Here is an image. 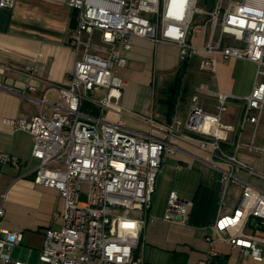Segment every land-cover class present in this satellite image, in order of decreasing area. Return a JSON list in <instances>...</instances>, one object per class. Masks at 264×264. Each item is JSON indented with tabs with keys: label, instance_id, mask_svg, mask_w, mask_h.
I'll return each mask as SVG.
<instances>
[{
	"label": "built area",
	"instance_id": "built-area-1",
	"mask_svg": "<svg viewBox=\"0 0 264 264\" xmlns=\"http://www.w3.org/2000/svg\"><path fill=\"white\" fill-rule=\"evenodd\" d=\"M13 2L0 0V7L10 8ZM69 6L75 11L69 32L74 68L67 85L51 88L62 107L50 115L39 110L29 117L1 120L32 136L31 154L39 161L33 181L60 192L63 209L54 218L60 217L61 225L44 229L34 263L14 256L23 232L0 229V264H143L135 250L146 219L136 211H147L162 162L175 152V135L193 138L218 168L219 206L229 183L241 188L234 210L219 213L206 227V250L196 264H211L218 242L263 262L264 188L238 173L264 181V167L255 168L238 155L243 152L264 162V0H69ZM132 36L177 45L180 63L197 56L198 70L212 79L219 59L255 64L252 88L240 98L231 152L224 150L219 130L226 128L221 118L233 96L205 82L194 89L184 120L162 124L165 137L128 130L120 118L110 121L81 111L85 99L101 112L117 107L125 82L116 72L126 63L122 53L132 47ZM0 89L23 94L2 83ZM101 90L99 98H88ZM209 98L214 112L203 107ZM0 163L18 165L5 152L0 153ZM192 204L171 189L162 219L184 225Z\"/></svg>",
	"mask_w": 264,
	"mask_h": 264
},
{
	"label": "crops",
	"instance_id": "crops-1",
	"mask_svg": "<svg viewBox=\"0 0 264 264\" xmlns=\"http://www.w3.org/2000/svg\"><path fill=\"white\" fill-rule=\"evenodd\" d=\"M74 23L75 11L69 6V0H14L10 8L0 7V83L23 93L0 89V153H8L18 162L17 166L0 163V195L3 196L0 229L22 231L24 236L20 245L34 247L37 255L44 229L55 228L56 220L61 219L54 218V213L62 211L63 199L57 189L33 181L39 161L31 154L32 136L24 130H13L1 120L4 117H29L39 110L50 115L54 109L62 107L56 91L51 88L67 85L73 71L75 55L69 32ZM131 42L132 47L122 53L126 63L116 72L125 82L117 107L101 112L95 103L85 99L81 111L110 121L120 118L128 130L165 137L161 128L167 122L164 99L181 64L179 49L172 43L138 36H132ZM197 64V56L187 61L172 118L185 119L191 95L200 82L227 91L233 96L230 102L235 111L222 114L221 121L226 128L219 132L224 150L231 152L242 105L240 98L252 88L255 64L245 59H219L214 79L200 72ZM193 65L198 72L195 77ZM102 93L103 90L91 92L88 98L97 99ZM40 99L44 102H39ZM204 100V109L214 112V100ZM171 142L175 152L166 155L162 162L147 211H136L146 219L135 250L143 264H196L206 250V227L219 213H231L241 195V188L229 183L224 204L219 206V170L209 154L201 151L193 138L175 135ZM238 156L255 168L264 167V162L252 155L240 152ZM238 175L262 187V180L244 171ZM171 189L180 197L193 201L184 225L162 219ZM234 191H237L235 198L231 196ZM19 246L15 248L14 256L34 263L37 255L35 261L22 259ZM216 249L218 255L211 264H264L228 243L218 242Z\"/></svg>",
	"mask_w": 264,
	"mask_h": 264
},
{
	"label": "trees",
	"instance_id": "trees-1",
	"mask_svg": "<svg viewBox=\"0 0 264 264\" xmlns=\"http://www.w3.org/2000/svg\"><path fill=\"white\" fill-rule=\"evenodd\" d=\"M187 62L181 63L180 67L175 75L174 80L168 86L167 95L164 99V103L167 106L166 118L167 122L171 121L174 114V106L177 100L178 93L181 89L182 76L186 70Z\"/></svg>",
	"mask_w": 264,
	"mask_h": 264
},
{
	"label": "rangeland",
	"instance_id": "rangeland-1",
	"mask_svg": "<svg viewBox=\"0 0 264 264\" xmlns=\"http://www.w3.org/2000/svg\"><path fill=\"white\" fill-rule=\"evenodd\" d=\"M189 72V71H188ZM193 75L194 77L198 75L197 69L193 65ZM235 107L231 104L230 99L227 101V111L223 114V116L227 114L234 113ZM263 131V128L261 129ZM261 185L264 188V181H261ZM232 190V188H230ZM237 195V191L232 192L231 196L235 198ZM61 219L56 220L55 224L53 225L55 228L60 227ZM37 255V249L32 246H26L24 244L19 246V256L22 259H27L28 261H35V257Z\"/></svg>",
	"mask_w": 264,
	"mask_h": 264
}]
</instances>
